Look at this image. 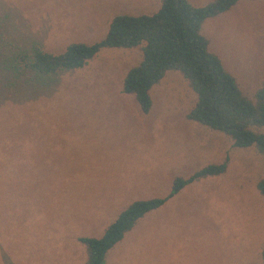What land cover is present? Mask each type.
Here are the masks:
<instances>
[{"label":"rangeland","instance_id":"1","mask_svg":"<svg viewBox=\"0 0 264 264\" xmlns=\"http://www.w3.org/2000/svg\"><path fill=\"white\" fill-rule=\"evenodd\" d=\"M212 0H187L203 6ZM160 0H0V264H83L78 237H99L128 203L163 196L226 158L224 171L147 212L103 264H262L264 152L185 114L195 94L172 70L139 111L121 92L139 46L102 48L45 80L20 72L32 45L57 53L101 39L118 14L150 15ZM199 33L251 103L264 80V0H239ZM264 134V124L250 127Z\"/></svg>","mask_w":264,"mask_h":264},{"label":"trees","instance_id":"2","mask_svg":"<svg viewBox=\"0 0 264 264\" xmlns=\"http://www.w3.org/2000/svg\"><path fill=\"white\" fill-rule=\"evenodd\" d=\"M239 0H212L192 6L187 0H160L150 15H115L104 36L92 43L71 42L61 51L51 53L32 45L18 54L21 67L16 74L30 73L45 80L61 71L82 67L102 48L139 46V61L127 69L121 92L132 95L139 111L147 113L151 102L150 87L168 70L178 72L195 94V102L185 114L210 129L229 136L236 147L254 145L264 152V134L251 130L264 124V80L256 90L255 102L248 101L216 55L207 50L206 39L199 33L206 18L226 11ZM226 158L219 164H207L186 177L175 176L169 190L161 197L136 199L121 209L99 237H78L85 252L83 264H103L106 252L147 212L161 206L187 184L224 171ZM256 187L264 196V177ZM260 255L264 264V242Z\"/></svg>","mask_w":264,"mask_h":264},{"label":"crops","instance_id":"3","mask_svg":"<svg viewBox=\"0 0 264 264\" xmlns=\"http://www.w3.org/2000/svg\"><path fill=\"white\" fill-rule=\"evenodd\" d=\"M170 199V198H169Z\"/></svg>","mask_w":264,"mask_h":264}]
</instances>
